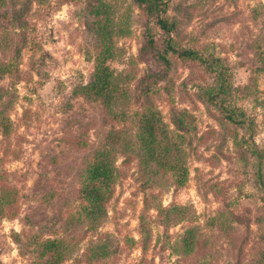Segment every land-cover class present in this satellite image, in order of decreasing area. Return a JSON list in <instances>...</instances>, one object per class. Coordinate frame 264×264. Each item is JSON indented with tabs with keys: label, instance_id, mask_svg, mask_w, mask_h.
Here are the masks:
<instances>
[{
	"label": "rangeland",
	"instance_id": "rangeland-1",
	"mask_svg": "<svg viewBox=\"0 0 264 264\" xmlns=\"http://www.w3.org/2000/svg\"><path fill=\"white\" fill-rule=\"evenodd\" d=\"M163 1L177 47L221 57L224 93L207 98L215 76L198 58H157L163 33L135 0H0V171L12 194L0 210V264H45L49 238L71 247L55 264H264V0ZM107 16L115 115L74 91L92 73L96 21ZM149 108L182 149L184 181L165 172L145 183L117 149L99 224L71 220L88 159L112 129L134 139ZM176 205L168 220L163 209ZM99 241L108 256L91 260Z\"/></svg>",
	"mask_w": 264,
	"mask_h": 264
},
{
	"label": "trees",
	"instance_id": "trees-1",
	"mask_svg": "<svg viewBox=\"0 0 264 264\" xmlns=\"http://www.w3.org/2000/svg\"><path fill=\"white\" fill-rule=\"evenodd\" d=\"M135 1L142 4L146 15L152 17L153 24L163 33V45L161 50L156 51L157 58L164 63L168 62L167 56L169 55H166V53H173L182 57L192 56L198 58L203 67L215 76V84L208 85L202 89L207 98L210 99L209 95L216 94L217 96L224 93L226 89L224 73L227 72H225L226 65H224L221 57L214 55L206 56L194 48L177 47L172 38L174 23L164 14L165 3L163 0ZM99 20L100 18L96 21V25L98 24L96 28L99 49L94 57L92 73L85 83L76 85L74 91L90 102L100 100V103L106 108L105 111L115 115L113 105L116 104L115 100L121 94L117 91L119 89V84L117 83L118 77L106 63V58L109 55L110 46L112 45L111 38L113 34L109 26V17H105L102 20L103 22H99ZM218 106L222 108L221 104ZM155 111L154 108H149L138 115L135 123L136 133L134 139L126 138L120 130L112 129L106 137V142L102 144L103 146L101 145L102 147L100 146L93 152L91 160L88 159L86 167L82 172V177L80 178V187L78 190L79 205L78 209L71 212V220L72 218L76 219L79 223L84 220L90 228L91 226L94 228V226L99 224L102 215L105 214L104 203L111 194L112 185L117 176L116 166L113 165V156L117 149L130 153L135 157L138 171L145 183L149 184L156 175L160 177L165 172H168L172 176V181L176 183L181 184L184 181L186 167L181 155L182 149L179 144H176L178 141L175 138L171 140L167 136L158 133V130H160V127L157 125L159 119L155 115ZM223 112L225 117L231 122L241 120L242 113L240 109L234 111L224 109ZM178 118L175 119V122L176 125L180 126L182 116L179 115ZM3 173L4 171H0V210L8 204L12 197L8 180H6V175ZM256 174L258 180H263L261 173ZM144 194V199H148V194ZM153 204L155 211L162 210L160 203H157L158 205L156 203ZM173 207L163 209L166 213H169L168 220H177L179 217H175L176 213H181L178 205ZM143 208L146 210L148 207L144 205ZM144 215L145 213L142 212L138 219L140 229H146ZM108 244V242L103 241L96 243L92 248L93 251L90 259L94 257L97 260L106 258L109 252ZM40 246V257L46 253H51L48 255L49 258L44 260L43 263L45 264H55L60 257L63 258L71 249L69 243L64 238L57 240L49 238L43 241Z\"/></svg>",
	"mask_w": 264,
	"mask_h": 264
}]
</instances>
